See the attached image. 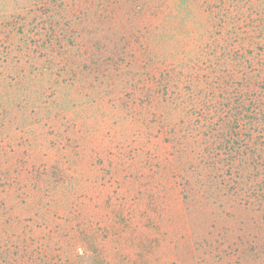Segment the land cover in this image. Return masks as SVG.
<instances>
[{"label":"trees","instance_id":"16d2710c","mask_svg":"<svg viewBox=\"0 0 264 264\" xmlns=\"http://www.w3.org/2000/svg\"><path fill=\"white\" fill-rule=\"evenodd\" d=\"M108 114L179 203L170 264H264V0H0V264H151L85 259L53 205Z\"/></svg>","mask_w":264,"mask_h":264},{"label":"rangeland","instance_id":"374dc122","mask_svg":"<svg viewBox=\"0 0 264 264\" xmlns=\"http://www.w3.org/2000/svg\"><path fill=\"white\" fill-rule=\"evenodd\" d=\"M103 108L109 111L113 105H102ZM115 110L112 113H116ZM89 113L97 115L93 110ZM82 116L88 118H84V113L81 121ZM95 127L98 128L85 136L79 154L71 153L69 166L73 168L68 166L65 172L71 181L68 195L64 189L54 187L59 193L54 207H63L65 202L75 207L70 216L77 223L78 237L81 229L87 237L79 242L80 253L85 259L89 260L91 255H106L109 260L113 257L117 260L121 258L117 256L120 248L123 255L135 254L139 260L151 264H170L175 252L166 247L167 240L159 241L163 224L170 226L175 219L182 233H185V224L174 193L165 196L158 184L162 169L157 159L152 157L147 173L139 167L136 158L134 164L131 162L133 148L140 143L132 133L140 124L127 117L108 114ZM124 133L127 136L123 138ZM115 151L122 152L120 159L113 156ZM148 186H151L150 192L145 194Z\"/></svg>","mask_w":264,"mask_h":264}]
</instances>
